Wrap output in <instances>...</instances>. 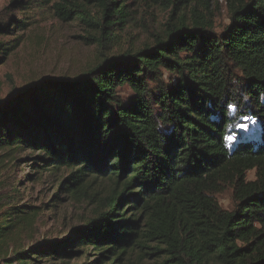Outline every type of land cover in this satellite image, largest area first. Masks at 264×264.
<instances>
[{
    "label": "trees",
    "instance_id": "trees-1",
    "mask_svg": "<svg viewBox=\"0 0 264 264\" xmlns=\"http://www.w3.org/2000/svg\"><path fill=\"white\" fill-rule=\"evenodd\" d=\"M128 1L12 0L20 19L0 23V67L45 10L95 29L100 54L70 80L0 102V264H130L132 253L264 264V0H224L220 31L209 0H145L179 8L178 22L170 16L150 43L103 56V42L132 21ZM25 153L37 180L61 174L57 191L94 207L62 239L35 243L45 210L9 175ZM226 189L231 210L215 197Z\"/></svg>",
    "mask_w": 264,
    "mask_h": 264
},
{
    "label": "rangeland",
    "instance_id": "rangeland-1",
    "mask_svg": "<svg viewBox=\"0 0 264 264\" xmlns=\"http://www.w3.org/2000/svg\"><path fill=\"white\" fill-rule=\"evenodd\" d=\"M11 1L0 0V23L20 19L18 12L13 11L10 6ZM58 1L49 0V6ZM76 1L84 3L83 0ZM126 5L129 6L127 12L131 13L132 21L122 28V32L113 33L117 39L103 42V56H117L141 48L143 44L150 43L154 35L164 30L163 26L170 16L173 17V23H176L182 14L179 8L173 10L166 7L165 3L130 0ZM87 7L92 14L96 11L92 6ZM45 11L47 14L38 17L35 25L22 33V45L0 67V102L7 101L32 84L70 80L92 67L99 59L98 45L94 41L98 37L95 29L79 20L62 22L53 15L52 10ZM208 11L212 15L216 31L227 25L228 12L224 0H209ZM120 93L127 95L129 90L125 87ZM32 156L34 155L30 153L17 154L16 160H24L19 162L20 167L9 173L10 181L31 205L42 204L45 210L36 227L35 243L62 239L71 229L83 225L93 217L94 207L82 197L71 200L68 194L57 191V179L61 174L45 172L37 180L29 166L32 164L29 159ZM26 176L32 179L28 181ZM253 177V172L247 173L248 180H253ZM105 186L106 183L102 182L92 187V190L97 187L106 188ZM5 191H9V188ZM215 197L221 209L231 210L233 199L230 189ZM50 206L55 207L49 211L47 209ZM137 254L132 253L130 264H160L164 258L161 253L158 257L138 261Z\"/></svg>",
    "mask_w": 264,
    "mask_h": 264
},
{
    "label": "snow or ice",
    "instance_id": "snow-or-ice-1",
    "mask_svg": "<svg viewBox=\"0 0 264 264\" xmlns=\"http://www.w3.org/2000/svg\"><path fill=\"white\" fill-rule=\"evenodd\" d=\"M227 139L231 140V139H232V137H231V136H228V137H227Z\"/></svg>",
    "mask_w": 264,
    "mask_h": 264
}]
</instances>
